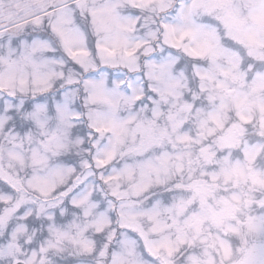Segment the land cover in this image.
<instances>
[{"label":"snow or ice","instance_id":"obj_1","mask_svg":"<svg viewBox=\"0 0 264 264\" xmlns=\"http://www.w3.org/2000/svg\"><path fill=\"white\" fill-rule=\"evenodd\" d=\"M0 264H264V0H0Z\"/></svg>","mask_w":264,"mask_h":264}]
</instances>
